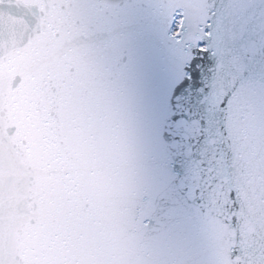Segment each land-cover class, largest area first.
I'll list each match as a JSON object with an SVG mask.
<instances>
[{
  "label": "snow or ice",
  "instance_id": "snow-or-ice-1",
  "mask_svg": "<svg viewBox=\"0 0 264 264\" xmlns=\"http://www.w3.org/2000/svg\"><path fill=\"white\" fill-rule=\"evenodd\" d=\"M0 264H264V0H0Z\"/></svg>",
  "mask_w": 264,
  "mask_h": 264
}]
</instances>
